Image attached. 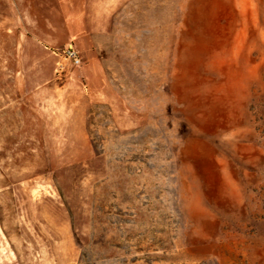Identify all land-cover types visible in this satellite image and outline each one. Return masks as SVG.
Returning a JSON list of instances; mask_svg holds the SVG:
<instances>
[{"label":"rangeland","instance_id":"obj_1","mask_svg":"<svg viewBox=\"0 0 264 264\" xmlns=\"http://www.w3.org/2000/svg\"><path fill=\"white\" fill-rule=\"evenodd\" d=\"M0 264H264V0H0Z\"/></svg>","mask_w":264,"mask_h":264},{"label":"built area","instance_id":"obj_2","mask_svg":"<svg viewBox=\"0 0 264 264\" xmlns=\"http://www.w3.org/2000/svg\"><path fill=\"white\" fill-rule=\"evenodd\" d=\"M53 53L57 58V71H63L67 64H70L74 67L82 66L80 52L72 42L62 48L53 49Z\"/></svg>","mask_w":264,"mask_h":264},{"label":"crops","instance_id":"obj_3","mask_svg":"<svg viewBox=\"0 0 264 264\" xmlns=\"http://www.w3.org/2000/svg\"><path fill=\"white\" fill-rule=\"evenodd\" d=\"M80 52V51H79ZM80 55H81V52H80ZM82 57V56H81Z\"/></svg>","mask_w":264,"mask_h":264}]
</instances>
